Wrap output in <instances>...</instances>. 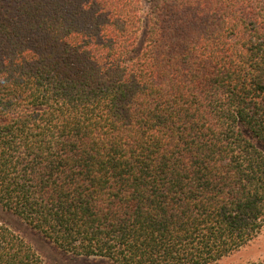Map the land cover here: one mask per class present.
Wrapping results in <instances>:
<instances>
[{
  "label": "trees",
  "instance_id": "16d2710c",
  "mask_svg": "<svg viewBox=\"0 0 264 264\" xmlns=\"http://www.w3.org/2000/svg\"><path fill=\"white\" fill-rule=\"evenodd\" d=\"M0 0V205L109 264H214L264 230V0ZM0 264H45L0 225ZM242 264H264V260Z\"/></svg>",
  "mask_w": 264,
  "mask_h": 264
},
{
  "label": "rangeland",
  "instance_id": "374dc122",
  "mask_svg": "<svg viewBox=\"0 0 264 264\" xmlns=\"http://www.w3.org/2000/svg\"><path fill=\"white\" fill-rule=\"evenodd\" d=\"M149 0H142L143 14L140 23V42H143L146 29L145 13L149 9ZM255 144L264 153V142L254 139ZM0 225L10 229L25 243L30 245L34 251L42 258L45 264H109V261L101 257H78L67 253L48 239L41 233L33 229L20 217L0 205ZM264 260V230L250 245L231 254L214 264H242L249 261Z\"/></svg>",
  "mask_w": 264,
  "mask_h": 264
}]
</instances>
